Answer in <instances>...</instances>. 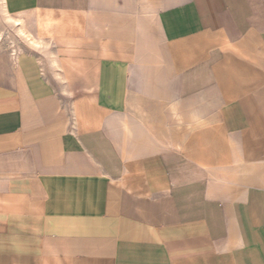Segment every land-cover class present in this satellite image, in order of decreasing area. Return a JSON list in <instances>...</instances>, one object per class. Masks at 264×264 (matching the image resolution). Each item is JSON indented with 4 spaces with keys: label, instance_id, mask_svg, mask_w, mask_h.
I'll return each mask as SVG.
<instances>
[{
    "label": "crops",
    "instance_id": "crops-1",
    "mask_svg": "<svg viewBox=\"0 0 264 264\" xmlns=\"http://www.w3.org/2000/svg\"><path fill=\"white\" fill-rule=\"evenodd\" d=\"M5 3L0 264H264V0Z\"/></svg>",
    "mask_w": 264,
    "mask_h": 264
},
{
    "label": "bare ground",
    "instance_id": "bare-ground-1",
    "mask_svg": "<svg viewBox=\"0 0 264 264\" xmlns=\"http://www.w3.org/2000/svg\"><path fill=\"white\" fill-rule=\"evenodd\" d=\"M0 21H2L4 25L8 24L10 26H14L17 36L20 37L28 46L40 48L46 44L44 40L39 39L31 32L24 17H14L9 12L5 0H0ZM5 37H7L6 33L0 28V42L5 41Z\"/></svg>",
    "mask_w": 264,
    "mask_h": 264
},
{
    "label": "rangeland",
    "instance_id": "rangeland-1",
    "mask_svg": "<svg viewBox=\"0 0 264 264\" xmlns=\"http://www.w3.org/2000/svg\"><path fill=\"white\" fill-rule=\"evenodd\" d=\"M3 27V28H2ZM0 28L3 29V31L6 33L7 37H5V41H2L4 42L5 44H9V45H12V44H15V43H20L22 42L23 40L17 36L16 34V29L14 26H10V25H4L2 21H0ZM9 38V39H8ZM22 40V41H21ZM1 42V43H2Z\"/></svg>",
    "mask_w": 264,
    "mask_h": 264
},
{
    "label": "built area",
    "instance_id": "built-area-1",
    "mask_svg": "<svg viewBox=\"0 0 264 264\" xmlns=\"http://www.w3.org/2000/svg\"><path fill=\"white\" fill-rule=\"evenodd\" d=\"M12 53L14 54V56H17V54H16V52H15V51H13Z\"/></svg>",
    "mask_w": 264,
    "mask_h": 264
}]
</instances>
